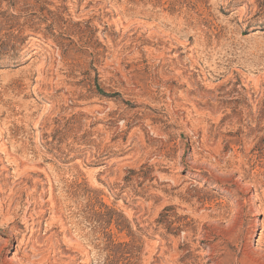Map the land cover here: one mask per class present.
Returning a JSON list of instances; mask_svg holds the SVG:
<instances>
[{
    "label": "rangeland",
    "instance_id": "obj_1",
    "mask_svg": "<svg viewBox=\"0 0 264 264\" xmlns=\"http://www.w3.org/2000/svg\"><path fill=\"white\" fill-rule=\"evenodd\" d=\"M263 207L264 0H0V264H264Z\"/></svg>",
    "mask_w": 264,
    "mask_h": 264
},
{
    "label": "bare ground",
    "instance_id": "obj_2",
    "mask_svg": "<svg viewBox=\"0 0 264 264\" xmlns=\"http://www.w3.org/2000/svg\"><path fill=\"white\" fill-rule=\"evenodd\" d=\"M260 200V199H259ZM260 202V201H259ZM184 204V203H183ZM188 206V205H187ZM186 206V207H187ZM258 206H259V204H258ZM189 207V206H188ZM263 209H264V207H263ZM189 211V210H188ZM260 211V210H259ZM200 212V211H199ZM262 213V212H261ZM195 216V215H194ZM198 216H199V214H198ZM201 216V215H200ZM199 218V217H198ZM204 220V219H203ZM202 222V221H201ZM204 222V221H203ZM235 222V221H234ZM231 225V224H230ZM202 226V225H201ZM242 226V225H241ZM237 227V226H236ZM232 229L234 230V227H232ZM239 229V228H238ZM237 231V230H236ZM232 233H234V232H232ZM239 234V233H238ZM230 235H232L231 233H230ZM235 235V234H234ZM228 236V235H227ZM242 237V236H241ZM260 237V236H259ZM262 237V236H261ZM260 237V238H261ZM232 238H233V236H232ZM258 238V237H257ZM263 238V237H262ZM231 239V238H230ZM236 239V238H235ZM260 240V239H259ZM261 244H262V241H261ZM260 244V245H261ZM260 247V246H259ZM258 247V248H259ZM242 256H244V257H241V259L239 260L240 262H241V264L243 263V264H260V263H258V262H256V261H253L252 260V258H251V256H250V254L249 253H247V254H245V255H242ZM253 259H255V258H253ZM23 260V259H22ZM258 260V259H257ZM239 261H237V262H239ZM262 262V261H261ZM236 264V263H235Z\"/></svg>",
    "mask_w": 264,
    "mask_h": 264
}]
</instances>
